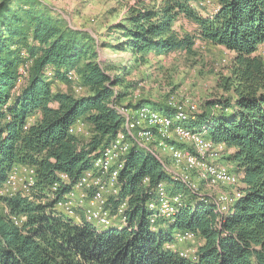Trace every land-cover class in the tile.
<instances>
[{"label":"trees","instance_id":"16d2710c","mask_svg":"<svg viewBox=\"0 0 264 264\" xmlns=\"http://www.w3.org/2000/svg\"><path fill=\"white\" fill-rule=\"evenodd\" d=\"M189 1L135 0L112 25L119 40L109 45L130 53L125 62L132 65L190 53L197 40L233 53L218 76L220 94L180 124L223 146L239 175L235 202L220 211L210 197L190 192L155 151L129 141L119 191L106 203L111 214L125 203L124 225L98 229L72 219L59 203L118 134L130 138L118 108L136 81H127L122 63L101 61L88 32L71 28L45 0H0V191L15 167L34 169L32 184L0 194V264H264V58L257 53L264 0H216L210 14ZM180 17L193 23L191 31L176 29ZM69 71L85 94L52 88L56 79L70 82ZM127 105L176 110L168 100ZM77 121L89 136L70 132ZM159 183L179 199L169 219L151 224L148 204L158 202ZM184 231L200 241L193 258L168 247Z\"/></svg>","mask_w":264,"mask_h":264},{"label":"rangeland","instance_id":"374dc122","mask_svg":"<svg viewBox=\"0 0 264 264\" xmlns=\"http://www.w3.org/2000/svg\"><path fill=\"white\" fill-rule=\"evenodd\" d=\"M214 1L215 0H212L210 3H201L198 0H190L189 3L192 4L190 5L191 7L194 5L200 9L202 14H207L206 9L209 8V10H212V3ZM45 2L50 5L53 11L61 15L71 28L88 32V35L93 39L94 48L101 61L109 59L114 63L120 62L122 66L130 69L127 81L130 82L135 80L136 83L134 88L128 90L129 95L121 100V105L118 108L121 114V109H130L132 111V106L129 107L127 103H135V101L140 98L155 102H164L168 100L169 105L172 107H174V104L178 103H184L185 106L184 99H188L190 100L189 103L195 105L196 111L193 115L195 117L197 111L201 112L203 104L207 99H211L213 96L220 94L221 91L216 85L218 76L220 72H226L225 67L230 61L233 53L219 45L197 40L190 53L179 50L161 55L160 57L151 56L145 64L132 65L131 62H125L127 58L131 57V54L115 50L114 47L111 46L119 40L117 32L113 35L114 29L112 25L124 18L127 8L133 5L135 0H45ZM175 27L181 32H189L193 28V23L187 18L180 17ZM257 53L264 58V43L259 46ZM51 86L54 90L68 91L75 96L83 95L87 92V89L80 84L76 75L70 82L56 79L52 82ZM122 116L124 118L123 114ZM83 125L82 132H77V134H83L85 137L88 134L89 136V127L86 123H83ZM172 136L175 137L174 135ZM128 141L131 143L133 142L131 137L128 138ZM171 141L178 146L179 144H183L184 147H191L189 143L182 142V140H178L176 137L175 141ZM138 147L155 151L158 157L165 163V167L173 174H179L184 171L182 165L180 166L173 163L172 159L169 158L170 156L160 150L159 147H153L152 145ZM224 157L223 146L220 145V147L215 150V154L212 157L213 162L237 174L233 164ZM24 168L25 166H17V168L15 167L13 169L15 173L14 179L8 183L6 189L4 187L0 191V194L15 192V190L23 188L28 177ZM187 173L192 182L190 185L192 189L186 187L197 196L210 197L214 202H217L216 197L221 194L227 197H235V195H237L236 186L238 185V181H236V183L226 182L228 184H226L225 181L210 183L207 179L202 178L200 172L197 170L191 169L188 170ZM234 202L235 199L232 201V204ZM87 204V200L83 202H79V199L73 200L72 205L75 211L74 217H72H79L81 219L83 217L98 229H107L121 224L122 221L120 222V215L118 213L109 214L108 212L111 221L109 226L106 227L86 219V216L83 214L85 208L88 206ZM198 241V238L194 236V238L183 242H175L173 239L169 245H176L178 248L182 247L180 250L178 249V251L186 255V257L193 258L198 246ZM174 249L177 248L174 247Z\"/></svg>","mask_w":264,"mask_h":264},{"label":"bare ground","instance_id":"6f19581e","mask_svg":"<svg viewBox=\"0 0 264 264\" xmlns=\"http://www.w3.org/2000/svg\"><path fill=\"white\" fill-rule=\"evenodd\" d=\"M198 1L201 3L212 2V0ZM67 76L72 80L75 77V73L69 71ZM184 102L185 106L184 103L174 104L176 110L173 115L164 114L148 106L135 108L132 111L130 109H123L124 112L121 109L123 114L125 113L124 117L125 115L127 117L125 129L128 135L133 138L134 143L137 145L147 146L149 142L153 141L155 146L170 155L173 163L182 165L184 171L177 175L190 189H192L190 187L192 182L189 179L190 176L187 171L191 169L199 171L201 177L207 179L210 183H216L217 181L236 183L239 175L223 166L217 165L212 160L215 150L220 145H215L205 134L193 131L180 124V119L185 118L187 113L193 114L196 111L195 105L189 103L190 100L184 99ZM83 127V123L77 121L69 130L76 133L82 132ZM172 135L178 140H182V142L189 143L191 147L177 146L174 142L170 141ZM130 147V142L122 134H118L108 146L102 149L100 155L93 161L92 168L85 171L75 181L69 193L65 194V199L61 198L63 200L59 203V206L70 216L74 217L73 200L79 199V202L87 200L88 206L85 208L83 214L86 216V219L105 227L109 226L111 220L106 203L110 196L116 195L119 191L117 183L119 161L123 155L128 153ZM24 171L28 174L26 183L32 184L34 169L25 166ZM62 178L65 179V176H62ZM144 181H147V179H144ZM7 185L8 183L4 185L5 189ZM56 186L57 184L53 185V190L56 189ZM156 194L158 202H150L148 204L149 209L154 211L149 218L151 224L158 217L169 219L173 215L176 208L175 204L179 199V196L170 199L162 183L157 185ZM233 199V197H227L222 194L216 197L218 209L220 211H227ZM124 208L125 203H121L116 209V213L120 215L122 222L125 221V216L122 215ZM75 219L78 222L80 221L79 217H75ZM191 238L193 236L189 232H177L174 236V241L183 242Z\"/></svg>","mask_w":264,"mask_h":264},{"label":"crops","instance_id":"0c3cea01","mask_svg":"<svg viewBox=\"0 0 264 264\" xmlns=\"http://www.w3.org/2000/svg\"><path fill=\"white\" fill-rule=\"evenodd\" d=\"M191 5H192V4H191ZM212 5H213V6H212V10H209V8L206 9L207 14L212 13V12L217 8L216 0L212 3ZM192 7L195 8V9H197V10H199V11H201L200 9H198V8H197L196 6H194V5H193ZM171 140H174V141H175V137L172 136V137H171ZM151 143H152V144H151ZM150 145H152V146L154 147V146H155V143H154L153 141H151V142L148 143L147 146H150ZM165 153H166V152H165ZM167 154H168V153H167ZM167 154H164V155H165V156H168L169 154H168V155H167ZM169 156H170V155H169ZM169 158H171V157H169ZM237 195H238V193H237ZM237 195H236V196H237ZM120 222H121V220H120ZM123 225H124V223L121 222L120 225L118 224V225H116V226H114V227H119V228H120V227H122ZM176 244H180V243H176ZM199 244H200V241H198V245H199ZM180 245H183V244H180ZM168 247H169L170 249H172V250H176V251H178V249L180 250V249L182 248V247H181V248H178L176 245H173V246H172V245H171V246L168 245ZM174 247H176L177 249H174ZM178 252H179V251H178Z\"/></svg>","mask_w":264,"mask_h":264},{"label":"built area","instance_id":"2783aa9c","mask_svg":"<svg viewBox=\"0 0 264 264\" xmlns=\"http://www.w3.org/2000/svg\"><path fill=\"white\" fill-rule=\"evenodd\" d=\"M125 125H127V117H126V115H125ZM14 174H15L14 171H12L11 174H10V178L8 179L7 183H9L12 179H14V177H15ZM15 221H17V220H15Z\"/></svg>","mask_w":264,"mask_h":264}]
</instances>
